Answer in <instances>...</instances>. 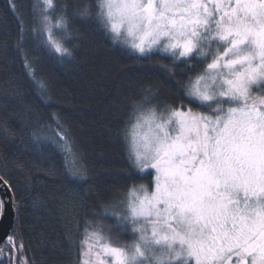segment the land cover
I'll use <instances>...</instances> for the list:
<instances>
[{"label":"snow or ice","instance_id":"snow-or-ice-1","mask_svg":"<svg viewBox=\"0 0 264 264\" xmlns=\"http://www.w3.org/2000/svg\"><path fill=\"white\" fill-rule=\"evenodd\" d=\"M9 5L19 11L15 0ZM95 9L69 14L58 0H42L33 5L31 33L63 60L73 55V18H94L139 57L167 54L173 75L211 55L181 85L179 103L149 92L133 104L129 162L150 185H133L124 201L104 206L130 242L114 243L98 224L87 237L97 264H264V0H98ZM57 127L56 142L67 144ZM87 171L71 166L80 180ZM4 210L0 200V217ZM4 243L9 264H29L22 240L8 234ZM4 254L0 248V264Z\"/></svg>","mask_w":264,"mask_h":264},{"label":"trees","instance_id":"trees-1","mask_svg":"<svg viewBox=\"0 0 264 264\" xmlns=\"http://www.w3.org/2000/svg\"><path fill=\"white\" fill-rule=\"evenodd\" d=\"M58 2L69 14L84 6L94 14L98 0ZM15 3L19 11L0 0V175L18 209L12 236L24 243L29 264H81L88 233L98 224L114 243L130 241L103 208L124 201L133 185H150L151 177L141 179L129 162L133 104L149 92L179 103L181 85L207 60L189 61L173 70L182 75H173L165 69L173 63L167 54L139 57L94 18L78 15L67 45L73 55L61 60L31 33L38 0ZM57 121L67 131L65 145L56 142ZM74 162L87 168L86 181L71 175Z\"/></svg>","mask_w":264,"mask_h":264},{"label":"water","instance_id":"water-1","mask_svg":"<svg viewBox=\"0 0 264 264\" xmlns=\"http://www.w3.org/2000/svg\"><path fill=\"white\" fill-rule=\"evenodd\" d=\"M0 177L2 176L0 175ZM3 180L6 181L4 178ZM8 185V182L7 184L0 182V200L5 201V210L3 216L0 217V245L4 243L6 235L13 232L16 223L17 213L13 210V204L16 205V200L12 189Z\"/></svg>","mask_w":264,"mask_h":264},{"label":"rangeland","instance_id":"rangeland-1","mask_svg":"<svg viewBox=\"0 0 264 264\" xmlns=\"http://www.w3.org/2000/svg\"><path fill=\"white\" fill-rule=\"evenodd\" d=\"M38 2L42 5V0H38ZM121 43L124 44L123 42H121ZM161 53H163V52H161ZM163 54H165V53H163ZM206 60H207V63L210 62L211 55H209L208 59H206ZM254 94H256V93H254ZM225 107H227V105H225ZM136 131L139 132L140 130L137 129ZM132 133H133V129H132ZM132 139H133V135L131 134V142H132ZM89 244H93V250L91 252H89V249H88V245ZM95 250H96V248H95V242L92 241V240L86 239V245H85V249L83 251V256H82L81 264H97V258L95 256Z\"/></svg>","mask_w":264,"mask_h":264},{"label":"flooded vegetation","instance_id":"flooded-vegetation-1","mask_svg":"<svg viewBox=\"0 0 264 264\" xmlns=\"http://www.w3.org/2000/svg\"><path fill=\"white\" fill-rule=\"evenodd\" d=\"M11 235H12V233H11ZM0 248L5 249V254H4V258H3V264H9L8 256L10 255V253L8 251V246L5 243H2L0 245Z\"/></svg>","mask_w":264,"mask_h":264}]
</instances>
